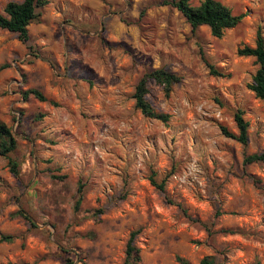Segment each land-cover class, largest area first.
<instances>
[{"label": "rangeland", "instance_id": "rangeland-1", "mask_svg": "<svg viewBox=\"0 0 264 264\" xmlns=\"http://www.w3.org/2000/svg\"><path fill=\"white\" fill-rule=\"evenodd\" d=\"M162 1L48 0L27 42L0 28V120L20 163L14 176L0 156V264H124L134 230L139 264H264V161H244L264 150V102L236 53L264 36V0H220L244 14L220 37ZM159 67L181 77L169 96L149 80L166 122L133 98ZM239 109L246 143L221 131L238 132Z\"/></svg>", "mask_w": 264, "mask_h": 264}, {"label": "trees", "instance_id": "trees-1", "mask_svg": "<svg viewBox=\"0 0 264 264\" xmlns=\"http://www.w3.org/2000/svg\"><path fill=\"white\" fill-rule=\"evenodd\" d=\"M48 0H21L9 1L5 4L3 12L0 11V28L16 33L19 39L23 42L29 40L28 25L37 21L40 15L39 9L45 6ZM163 4H172L185 17L192 29H196L200 25L208 26L211 34L220 37L227 29L235 27L242 20L243 13H233L230 7L222 3L220 0H201L198 4H192L191 0H163ZM237 55L250 56L254 58L257 64L256 71L252 76V82L248 84V88L254 92L255 97L264 102V36L261 29L258 28L254 45L242 44L237 47ZM5 66V65H3ZM213 73L218 74L215 70ZM181 77L173 72L166 70L163 67L155 68L144 72L138 79L133 98L135 107L146 117L159 119L163 122L169 120V113L156 109L147 99L149 80H154L159 84L165 96H169L173 85L179 82ZM24 97L32 95L40 101L45 100L44 94L37 88H29L23 92ZM238 132L234 133L228 130L225 126L221 127L222 133L230 138H233L241 143H246L248 139L247 127L248 122L243 117L242 110H237L234 114ZM17 148V140L12 132V128L0 120V156L6 157L8 160L9 170L14 176L20 174V163L17 159L10 156ZM246 163L264 161V150L248 154L245 156ZM55 177H62L57 175ZM151 183L160 191L164 190V183L157 182L153 176L150 177ZM82 185L78 187V199L75 204L77 208L82 199ZM138 230L130 233L127 246L124 264H139L140 255L139 249L134 245L133 240ZM11 235L3 234L0 237L1 241H11ZM181 264H189L186 260L178 258ZM64 264H73L71 258H67ZM200 264H213L212 257H204Z\"/></svg>", "mask_w": 264, "mask_h": 264}]
</instances>
